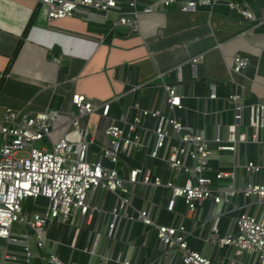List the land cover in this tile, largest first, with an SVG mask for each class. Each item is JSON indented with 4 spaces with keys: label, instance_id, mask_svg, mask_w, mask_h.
<instances>
[{
    "label": "crops",
    "instance_id": "obj_1",
    "mask_svg": "<svg viewBox=\"0 0 264 264\" xmlns=\"http://www.w3.org/2000/svg\"><path fill=\"white\" fill-rule=\"evenodd\" d=\"M221 0L213 9L201 8L195 12H182L174 4L152 13L140 14V31L131 32L125 26L112 28L102 20L99 12H80L76 16L53 21L46 19L36 0H0V113L5 108L16 111L41 110L51 106L59 111L71 109L73 93L80 92L95 102L119 96L112 104L110 117L119 119L127 106L139 104L143 108L160 109L168 117H177L196 131L203 132L212 149L220 136L226 144L228 125L234 122L232 94L242 97L237 130L249 139L237 145L236 152L223 151L209 160L210 174L221 170L234 171L228 179L236 187L244 188L250 182H264V173L251 174L243 164L253 161L264 165V127L255 130L250 126V106L264 99V28L247 30L246 23ZM262 15V0H242ZM148 4L140 1L139 7ZM34 23L24 36V30L36 12ZM163 30V32H161ZM204 53L198 64V76H192L187 60ZM235 54L249 58L250 63L241 72L230 70ZM184 63L183 81L177 82L175 66ZM163 73L161 78L157 77ZM153 80L137 89L138 84ZM162 83L179 85L183 107L170 109ZM215 93L216 98H211ZM136 110L131 112L134 115ZM111 118L96 115L97 124L92 131L98 144H107L104 128ZM87 118L84 119V122ZM157 120L148 117L145 127L153 130ZM257 133L258 142L252 135ZM145 149L135 156H125L131 164H151L155 175L183 184L184 174L171 173L162 158L150 159L148 153L154 142L150 132ZM94 145L92 151H99ZM96 150V151H95ZM166 148L161 150L165 156ZM122 156V159H125ZM97 159V155H93ZM226 181V180H225ZM219 185V182H215ZM137 198L123 213L137 214L148 209L151 217L160 224L183 222L191 232L188 246L217 264H260L255 256L236 258L231 246H219L210 240L211 226L216 218L218 234L224 236L234 229L235 218L241 213L260 215L263 204L255 196L236 194L230 202L214 203L206 199L195 212H188L182 199L177 200L176 212L166 209L169 193L161 187L137 184L133 187ZM119 197L108 190L90 193L91 206H97L90 216L78 214L70 220H54L47 228L43 255L57 253L68 262L79 264H121L118 257L134 264H183L182 253L177 249L164 250L152 226L124 215L117 223L113 236L108 235L111 211ZM33 205V201H32ZM31 211V210H30ZM29 211V212H30ZM21 223L13 233L26 240L30 235L33 252L29 263L23 257L21 243L0 246L16 252L19 259L6 264H49L41 257L34 243V233ZM22 228V230H20ZM18 229V230H17ZM89 251L85 252L84 249ZM0 251V264L4 260ZM236 259V262L234 260Z\"/></svg>",
    "mask_w": 264,
    "mask_h": 264
},
{
    "label": "built area",
    "instance_id": "obj_2",
    "mask_svg": "<svg viewBox=\"0 0 264 264\" xmlns=\"http://www.w3.org/2000/svg\"><path fill=\"white\" fill-rule=\"evenodd\" d=\"M40 12H44L48 21L76 16L80 12H99L104 22L112 28L125 26L131 32H139L140 14L152 13L160 8L174 4L182 12H195L201 8L210 10L221 0H36ZM140 1H148L139 7ZM262 15L244 5L242 0H227L225 5L239 16V22L248 25L247 30L264 28V0ZM163 32V30H161ZM205 58L201 53L187 60L192 76H198V64ZM250 60L241 54H235L230 62V70L239 73ZM184 63L175 66L177 82L183 81ZM163 73L157 77L161 78ZM153 80L138 84L137 89L150 84ZM166 94L170 109L183 107L179 85L162 83L159 85ZM211 98H216L212 93ZM119 96L103 102H95L83 93L75 92L71 97V109L59 111L51 106L41 110L16 111L5 108L0 113V239L7 243H21L23 257L29 263L34 255L30 245V235L26 240L13 233V226L26 223L34 233V243L40 250L41 257L49 264H79L62 259L57 253L42 254L45 246L47 228L54 220H70L81 214L90 216L97 210L91 206L90 193L104 189L119 197L118 204L112 209V219L108 235L113 236L117 223L128 206L137 198L133 187L137 184L153 185L168 191L166 209L176 212L177 200L182 199L188 212H195L198 204L206 199L214 203L230 202L236 194L245 197L255 196L263 210L260 215L241 213L235 218L234 229L224 236L218 234L219 218L211 226L210 240L219 246H231L236 258L249 254L264 264V182H250L244 188L234 186L228 179L234 178V171L221 170L210 174L209 160L223 151L236 152L237 145L249 141L245 133L237 130L241 119L242 97L240 94L229 96L233 104L234 122L228 125L227 143L223 144L218 135L214 139L217 149H212L209 139L201 131H196L177 117H168L160 109L143 108L139 104L127 106L121 118H111L112 104ZM250 126L255 130L264 127V99L250 107ZM136 110L134 115L131 112ZM96 115L111 118L103 133L108 143L98 144L92 131V118ZM148 117L157 120L153 130L145 127ZM87 121L84 122V119ZM154 142L148 153L150 159L162 158L167 169L178 175L184 174L183 184L172 179H163L155 175L151 164H131L127 157L135 156L147 146L149 133ZM253 142H258V134L252 135ZM38 141L43 142L37 147ZM94 145L100 150L92 151ZM166 148L165 156L161 150ZM97 159H93V155ZM122 156L125 159H122ZM251 174L264 173V165L253 161L240 165ZM226 180V181H225ZM218 181L219 185L215 182ZM33 200L29 217L26 204ZM137 214L126 215L131 220H140L146 226H152L164 250L177 248L182 253L183 264H217L200 252L191 250L188 237L191 232L183 222L166 225L151 217L148 209H141ZM4 253L2 264L7 260L16 262L19 256L8 248L0 246ZM89 251L88 248L84 249ZM121 264H134L131 260L117 258ZM236 262V259L234 260ZM101 264V263H100Z\"/></svg>",
    "mask_w": 264,
    "mask_h": 264
},
{
    "label": "trees",
    "instance_id": "obj_3",
    "mask_svg": "<svg viewBox=\"0 0 264 264\" xmlns=\"http://www.w3.org/2000/svg\"><path fill=\"white\" fill-rule=\"evenodd\" d=\"M36 15H37V10H36V12L32 15V17L30 18V20H29V22H28V24H27V26H26V28H25V30H24V36H26L27 33L30 31V29H31V27H32V25H33V23H34V20H35ZM29 206H30V207H29ZM31 206H32V202H31V203H30V202H27V204H26V206H25L26 210H27V209H28V210H31V209H32Z\"/></svg>",
    "mask_w": 264,
    "mask_h": 264
},
{
    "label": "rangeland",
    "instance_id": "obj_4",
    "mask_svg": "<svg viewBox=\"0 0 264 264\" xmlns=\"http://www.w3.org/2000/svg\"><path fill=\"white\" fill-rule=\"evenodd\" d=\"M97 124V119L93 122V124H92V128H93V130H94V128H95V125ZM94 132V131H93ZM43 145V142H41V141H38L37 143H36V146L37 147H41ZM100 150V149H99ZM96 151V150H95ZM33 201V200H32ZM32 201H29L30 203L32 202ZM30 207V206H29ZM30 210H26V215L29 217V214H30V212H29ZM20 225H22V227L26 230L27 229V226H26V223H21ZM17 228V225L15 224V226H14V230ZM18 230V229H17ZM20 230H22V228L20 229ZM23 231V230H22Z\"/></svg>",
    "mask_w": 264,
    "mask_h": 264
}]
</instances>
